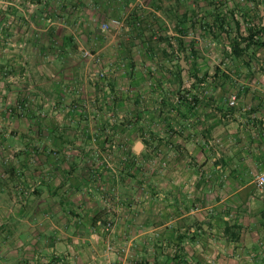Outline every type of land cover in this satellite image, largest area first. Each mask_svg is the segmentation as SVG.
<instances>
[{
  "label": "crops",
  "instance_id": "obj_1",
  "mask_svg": "<svg viewBox=\"0 0 264 264\" xmlns=\"http://www.w3.org/2000/svg\"><path fill=\"white\" fill-rule=\"evenodd\" d=\"M258 176L264 0H0V264H264Z\"/></svg>",
  "mask_w": 264,
  "mask_h": 264
},
{
  "label": "built area",
  "instance_id": "obj_2",
  "mask_svg": "<svg viewBox=\"0 0 264 264\" xmlns=\"http://www.w3.org/2000/svg\"><path fill=\"white\" fill-rule=\"evenodd\" d=\"M114 23V22H113ZM102 29L104 31H108L110 29V24H103L102 25ZM83 55L84 57L86 58H94V59H97V56L95 53L92 52V50H84L83 51ZM235 100V98L233 97L232 98V101ZM234 102H232L233 104ZM256 185L261 188V189H264V176H258L256 178Z\"/></svg>",
  "mask_w": 264,
  "mask_h": 264
},
{
  "label": "water",
  "instance_id": "obj_3",
  "mask_svg": "<svg viewBox=\"0 0 264 264\" xmlns=\"http://www.w3.org/2000/svg\"><path fill=\"white\" fill-rule=\"evenodd\" d=\"M185 63V61H183V64Z\"/></svg>",
  "mask_w": 264,
  "mask_h": 264
}]
</instances>
